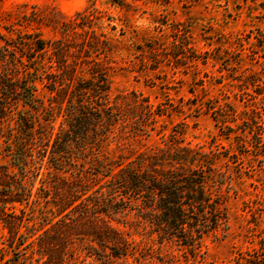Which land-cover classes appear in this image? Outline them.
Returning <instances> with one entry per match:
<instances>
[{
  "label": "rangeland",
  "instance_id": "rangeland-1",
  "mask_svg": "<svg viewBox=\"0 0 264 264\" xmlns=\"http://www.w3.org/2000/svg\"><path fill=\"white\" fill-rule=\"evenodd\" d=\"M0 35L57 46L81 65L80 80L104 69L128 122L99 159L170 160L189 149L196 160L187 167L204 175L217 209V223L169 239L141 200L119 196L107 218L130 241L128 255L99 259L77 241L69 264H264V0H0ZM39 95L49 107L55 94L40 84ZM8 160L0 148V163Z\"/></svg>",
  "mask_w": 264,
  "mask_h": 264
},
{
  "label": "trees",
  "instance_id": "trees-1",
  "mask_svg": "<svg viewBox=\"0 0 264 264\" xmlns=\"http://www.w3.org/2000/svg\"><path fill=\"white\" fill-rule=\"evenodd\" d=\"M59 51L42 39L0 35V148L9 159L0 163V264H69L77 241L99 259L126 257L130 241L106 211L119 196L141 200L146 215L156 214L150 223L169 239L184 238L186 227L207 228L210 217L217 223L204 175L187 167L196 160L191 150L170 160L145 152L124 162L99 159L117 124L128 122L121 119L122 97L112 99L104 69L92 67V79L80 80L81 65ZM43 54L51 55L48 63L39 60ZM40 84L55 94L49 107ZM91 160L99 164L95 172L85 170ZM98 179L110 181L96 190Z\"/></svg>",
  "mask_w": 264,
  "mask_h": 264
}]
</instances>
